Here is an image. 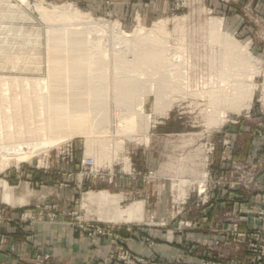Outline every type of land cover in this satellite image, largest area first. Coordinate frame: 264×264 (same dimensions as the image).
<instances>
[{
    "label": "rangeland",
    "instance_id": "obj_1",
    "mask_svg": "<svg viewBox=\"0 0 264 264\" xmlns=\"http://www.w3.org/2000/svg\"><path fill=\"white\" fill-rule=\"evenodd\" d=\"M42 1L61 8L64 7L63 5H69L91 17L93 21L103 19L118 22L120 28L126 33L133 32L139 26L144 28V32H147L152 28L154 22L167 19L166 31L169 34L166 39L171 46V52H180L186 60L185 79L183 86L176 88L171 84H165L163 79L160 81L158 86V90L162 94L160 103L169 106L165 114L154 112V97L144 95V111L150 114L146 133L142 131L125 136L95 132L92 135V148L88 152L85 138L74 136L62 142L58 147H52L41 156H33L29 160L19 163L16 159L10 160L8 166L0 171V218L11 220L0 224V252L9 258L8 264H13L11 258L16 253H18V262L22 263L25 258L21 253V248L15 242L19 237L26 241V233L21 230L24 224L28 226L36 224L67 226L73 230L75 235L85 239L93 249L100 251H102L100 240L115 244L122 233L127 235L138 233L139 231H135L138 226L148 229V231H159L160 229L172 231L174 235H180L182 239H186L183 242L184 249L187 244L197 243V240L190 238L189 234L201 232L212 238L209 239L210 241L208 240L209 243L204 245L205 252L194 255L193 260H187L184 258L187 254L186 250L183 249L181 251H185L182 255L184 261L192 263L195 260H203L226 264L229 259L233 258V261L239 263L246 262L251 250L250 244L254 242L260 244L261 241H264V232L256 235L259 236L256 241L253 233L252 238H246L242 243H238L236 242L238 241L237 236H229L228 232H212L211 229L228 230L232 227L231 220L234 219L241 231L264 230L262 224L264 220L257 216V213L264 208L262 203V199H264V75L258 73L253 77L256 88L253 91L249 107H243L236 111L237 107L248 103L245 98L237 99V104L228 106L227 119L223 122H216L215 113L209 115L207 100L201 97L206 95L218 77L219 67L223 66L225 61L230 64L228 66H239L237 73L240 75L245 70L243 67L245 61L241 55L235 53L229 57V54H226L218 44V39L211 34L207 27L210 18H221L223 31L230 34L238 43L246 45L249 53L257 58L264 67V22L261 21H264V12L258 8V3L263 0H151L153 10L146 16L142 14L137 5L129 7L124 15L121 14L119 8L116 7L117 0H99L96 3L87 0ZM9 2L18 4L17 0H9ZM2 5L0 3V43L2 44H0V76L12 77L21 74V76L25 75L36 79L44 77L46 72V38L44 37L46 34L44 30L47 25L31 14H29L30 20L21 19L18 16L3 18V12L6 14L8 11ZM112 34L114 35L111 31L107 32L108 37L113 36ZM95 37L97 36L95 35ZM92 46L94 44H91ZM136 53L130 60L139 64L143 62L140 59L143 54ZM28 54L32 56L29 57ZM122 55L130 56V54ZM17 57L18 60H16ZM13 61L16 63L14 68H12ZM150 61L148 60L147 65L142 68L151 69L147 67L149 63L151 64ZM139 66L136 65V67ZM130 69H132V65L118 69V72L123 75V73L127 74ZM128 74L132 73L128 72ZM240 79L242 84L243 82L250 83V80L242 75ZM127 89L128 94L136 92L139 90V83H129ZM140 92L142 91L140 90ZM113 93L115 95H112V100H110L114 104L113 110L118 113L124 112L125 107L122 102L125 101V98L120 99L117 92ZM137 99L138 96L134 95L131 100L135 102ZM246 127H248L247 131H245ZM230 133L238 135V149H243L247 138L252 140L253 149H258L256 153L247 159H229L225 149L230 145V139L227 137ZM144 138H147V141ZM205 149H212V155L208 159H205ZM68 150L71 151L70 157ZM104 153H107L109 158L106 159ZM87 156L93 158L96 167L103 169L104 180L93 184L86 183V178L82 189L78 190L76 183L77 175L80 172V162ZM96 157L101 159L96 162ZM24 168L45 174L44 178L33 180L32 184L39 189L45 188L46 196L49 195L48 187L53 188V191L56 189L52 201L38 202L31 207L19 208L23 203L26 204L23 196H27V194L15 195L10 191V187L17 186L19 188L21 185H25L24 182H27V179L23 171ZM149 171L155 172L159 178L156 182H146L145 177ZM51 175L55 178L52 179ZM249 179H253V182L245 187ZM203 180L210 181L207 184V189H209L207 203L201 202L196 195L197 187ZM216 182H219V185L213 188L212 185ZM4 183H6L5 187L2 185ZM99 184H105L112 190L110 194L114 198V202L113 204L104 202L99 208L90 207L85 204V197L94 192L96 187L100 186ZM229 184H234L233 188H229ZM152 185H156L158 189L164 191L166 200H171L166 201L167 204L165 203L166 206L172 205V215L165 228L147 226V224H156L160 218L154 212L156 203L148 201L147 195L150 194L149 188ZM130 188L133 190L129 191ZM68 189L74 191L72 199L66 205L63 202L60 204V201L64 199L63 195L66 194L65 190ZM6 191H10L17 200L15 204L4 201L3 196ZM234 191L237 194V196L234 194L235 197L229 193H234ZM252 197L258 200L253 202L251 201ZM134 203L141 204L142 215H139L138 212L134 213L133 210L124 211L127 206ZM247 203L254 209L257 207L252 215L255 220H253V225H249L247 221L243 220ZM233 204H235V208L232 206ZM162 206L161 216L166 209L164 204ZM79 208L84 214L91 215L97 224L113 226V237L95 235L91 239L73 228L70 223L73 221L66 214ZM112 208L118 212H124L126 217L132 215V219L130 221H125V219L109 220L112 214L110 215L108 212L113 211ZM2 209L7 213H1ZM148 209H151L149 213ZM27 214L37 217L34 223L21 221L22 216ZM151 214H154V219L150 218ZM204 219H206L205 223H203ZM185 223L197 229L179 232L178 228H181ZM9 226L16 229L17 236L3 232V229ZM159 237L160 234H158ZM138 239L144 244L153 242L155 245L157 242L143 232L138 236ZM208 241L205 239V242ZM216 242L219 245L214 251L207 249V245ZM181 251H179V255ZM126 252L135 257H144L130 248L121 247L111 252L102 251V255L94 261V264H124L119 259ZM162 257L166 256H155L156 259ZM30 260L32 264H47L51 261V257L48 252L34 253ZM261 263H264V260Z\"/></svg>",
    "mask_w": 264,
    "mask_h": 264
},
{
    "label": "bare ground",
    "instance_id": "obj_2",
    "mask_svg": "<svg viewBox=\"0 0 264 264\" xmlns=\"http://www.w3.org/2000/svg\"><path fill=\"white\" fill-rule=\"evenodd\" d=\"M17 1L18 4H11L9 0H0L10 13L3 12L2 17L30 20L31 14L47 25L44 30L46 72L37 79L21 74L0 76V171L11 159L19 163L41 156L74 136L85 138L88 152L95 132L131 136L145 131L150 114L144 111V95L154 97V112L165 114L169 106L160 103V81L163 79L165 84L175 88L183 86L186 60L180 52H171L166 39L167 19L154 22L147 32L139 26L126 33L118 22L93 21L69 5L61 8L42 0ZM207 27L229 57L235 53L241 55L245 61L241 75L250 80L242 84L241 75L237 73L239 66H228L225 61L219 67L218 77L201 98L207 100L209 115L215 113L216 122H223L227 119L228 106L237 104V99L245 98L248 103L237 107L236 111L249 107L256 88L253 77L258 73L264 75V67L246 45L223 31L221 18H210ZM108 31L114 35L108 37ZM136 52L143 54L140 58L143 62L139 64L130 60ZM122 54H130V58ZM148 60L151 64L147 67L151 69L142 68ZM15 64L13 61L12 68ZM128 65H132V69L127 74L118 72ZM129 83H139V90L129 95ZM113 92H117L120 99L125 98L122 113L113 110L114 104L110 101L115 95ZM134 95L138 96L135 102L131 100ZM105 156L109 158L107 153ZM100 159L96 157V162Z\"/></svg>",
    "mask_w": 264,
    "mask_h": 264
},
{
    "label": "crops",
    "instance_id": "obj_3",
    "mask_svg": "<svg viewBox=\"0 0 264 264\" xmlns=\"http://www.w3.org/2000/svg\"><path fill=\"white\" fill-rule=\"evenodd\" d=\"M91 3H95L99 0H87ZM116 7L119 8L121 11L120 13L124 15V12L132 6L137 5L138 9L142 12L144 16L148 14V12H151L153 10V7L151 6V0H117L116 1ZM258 8L264 12V0L261 3H258ZM96 7V6H95ZM145 18V17H144ZM239 27V26H238ZM244 30V29H242ZM241 30V31H242ZM245 33L247 31H244ZM248 127H246L245 131H247ZM247 136V135H245ZM230 139V145L225 149V152L227 153V156L229 159L232 158H243L247 159L251 155H254L258 149H253L254 146L252 144V140L246 139V142L243 145V149H238L239 144L237 142L238 135L234 133H230L227 135ZM246 138V137H245ZM78 166L76 165V168ZM25 178L27 179V182H24L25 185H21L19 188L17 186H11L10 191L14 192L15 195H21V194H27V196H23V200L26 201V207H31L35 203L38 202H45L48 200H53L54 193L56 192V189L53 188L50 189L47 188L49 195L46 196V193L44 190L45 188L39 189L38 187L33 186V180L42 179L45 177V174L41 173L40 171H36L33 169H23ZM52 179L55 178L53 175ZM56 181V180H55ZM86 183H95L91 178L86 180ZM5 184H2L5 187ZM97 184V183H96ZM120 185V181L118 182ZM100 185V184H99ZM136 185V184H135ZM135 187V186H134ZM38 188V189H37ZM132 191L133 189L130 188ZM7 190V188H6ZM10 191H6L3 198L4 201L7 203L15 204L17 201L14 196L10 193ZM150 194H148V201L149 203H156V209L154 210L156 216L161 217V213L163 210V204L166 203V196L164 194V191H161L156 187V185H152L149 188ZM62 192V191H60ZM110 192L112 190L109 189L108 186L105 184H101L99 187H96L95 191L86 195L85 197V204L90 205V207L99 208L104 204V202L113 204L114 198L111 196ZM64 199L60 201V204H68L69 201L73 197V190L68 189L65 190ZM130 193V192H129ZM231 196L235 195L237 196L236 192L234 193L229 192ZM48 194V193H47ZM235 194V195H234ZM230 199V198H229ZM253 202L257 201V198L253 197L251 198ZM234 201V200H230ZM96 203V204H95ZM234 203V202H233ZM234 208L236 207L235 204H233ZM245 214L243 220L247 221L249 225H253V222L255 221L253 216L254 210L257 209V207L254 209L251 207L248 203L245 204ZM251 207V208H250ZM127 209L125 211L133 210L134 213L138 212L139 215H142L143 211L141 210V204H132L126 207ZM113 209V208H112ZM151 209H148V213ZM1 213H7L4 209L1 210ZM111 216L109 220L111 221H120L125 219V221H130L132 219V215L129 217L121 216L123 213L118 212L116 209L113 211L108 212ZM122 213V214H120ZM14 215V214H12ZM205 220H203V223H205ZM254 220V221H253ZM264 225V223H262ZM16 229L13 226L5 227L3 229V232L7 234H12L17 236ZM22 232L26 233V241H23L22 238H18L16 242V245L18 244L21 248V253H23V256L25 257L21 262H18V253L15 254L14 257L11 258V261L13 264H32V261L30 260L31 257L34 256V253H46L48 252L51 257V261L47 264H94V261L98 259L102 255L103 252H111L115 250L116 248L126 247L134 250L138 255L148 257L151 255H159V256H167V257H175L179 256V251L184 248L183 242H185V238L182 239L180 235H174L172 231L169 230H151L148 231V229H141L138 233L134 232V235H127L125 233H122L120 236V239L117 243H110L108 241L100 240V247L101 250L93 249L89 243L82 239L81 237H78L74 234L73 230L67 226L62 225H48V224H36L33 226H28L27 224H24L22 226ZM145 233L150 236L151 239H157L158 234H160V237L158 238V241L155 243L154 247L148 248L144 242H141L138 239V236L141 233ZM206 233L201 232H194L190 233L189 236L193 240H197L196 245H192V252L187 253L185 255V259L187 260H193L194 255H198L205 252L204 246L206 243H209V241L212 239L210 236L205 235ZM24 237V235H22ZM211 238V239H210ZM167 239V240H166ZM205 239H207L208 242H205ZM214 239V238H213ZM196 247V249H194ZM19 250V249H18ZM202 250V251H201ZM195 252V253H194ZM10 256V255H8ZM204 256V254H202ZM29 258V259H28ZM9 258L2 254L0 252V264H8Z\"/></svg>",
    "mask_w": 264,
    "mask_h": 264
},
{
    "label": "built area",
    "instance_id": "obj_4",
    "mask_svg": "<svg viewBox=\"0 0 264 264\" xmlns=\"http://www.w3.org/2000/svg\"><path fill=\"white\" fill-rule=\"evenodd\" d=\"M262 22H264L263 20H261ZM68 156L70 157V150H68ZM205 159H208L211 157L212 155V149H205ZM80 172L77 175V189L81 190L82 186L84 185V182L87 179L91 178L94 182H103L104 180V172L102 168L96 167L95 166V162L93 160L92 157L87 156L85 158H83L80 162V166H79ZM146 182L151 183V182H156L159 178H157L155 172L153 173L152 171H149L145 177ZM205 182V180H203L202 183H200L197 187V196L200 198L201 202L207 203L209 201V194L208 191L209 189H207V184L209 183ZM253 182V179H249L246 182V186L251 184ZM219 185V182L214 183L212 186L213 188H216ZM234 184H229V188H233ZM171 199V197H170ZM167 201H171V200H167ZM76 202V201H75ZM262 203L264 204V199H262ZM76 204V203H75ZM167 204V203H166ZM165 204V208L163 215L158 219L157 223L154 225H150L147 224L148 227H156V228H165L168 225V219L171 218L172 215V205L166 206ZM21 207H26V204H22L21 206H19V208ZM69 215L72 219L73 222L71 223V226L77 230H79V233H82L83 235H85L88 238H94L95 235H106L109 237H113V233H114V227L113 226H101L99 224L96 223V221L94 219H92L91 215H87V213H83L82 209H76L75 211L71 212V213H67L66 216ZM154 214H151L150 218L154 219ZM257 216L259 219L264 220V208L257 213ZM37 219V217H35L34 215H23L22 216V220L25 223L29 222V223H34L35 220ZM4 221H11L10 219H6V218H0V224ZM237 221L232 219L231 220V228L228 230H218L217 228L211 229L212 232H216V233H223V232H228L230 235L229 236H237L238 238V243H242V241L246 238H252V234L254 233V237H255V241L256 238H259L260 233L264 232V230H258L256 232H254L253 230L250 231H241L238 229V224L236 223ZM142 229V227H137L135 231H140ZM197 228H195L194 226H190V224H183L181 226V228H178L179 232L183 231V230H195ZM116 239H118V237L115 235ZM253 237V238H254ZM148 248H152L154 246L153 242H148L145 244ZM192 245H196L195 244H187L185 249L182 248V250H186V253H190L193 250H191L193 247ZM219 243H213L211 245H207V249L208 250H212L214 251L216 246H218ZM204 246V245H203ZM212 246V247H211ZM196 249V247L194 248ZM250 254L246 259V262H236L233 261V258L229 259V262H227L226 264H264L261 263V261L264 260V241H261L260 244L258 243H253L250 244ZM185 253V251H181V254L179 256H175L172 258H167L166 257H162V258H155V256L157 255H151L148 257H140V256H133L131 253L126 252L125 254H122V256H120L119 261L124 263V264H222L221 262H216V261H203V260H195V262L189 263L184 261V259L182 258V255Z\"/></svg>",
    "mask_w": 264,
    "mask_h": 264
}]
</instances>
